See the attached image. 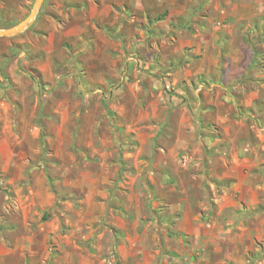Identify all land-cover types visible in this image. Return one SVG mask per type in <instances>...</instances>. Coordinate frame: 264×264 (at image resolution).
<instances>
[{
	"label": "rangeland",
	"instance_id": "obj_1",
	"mask_svg": "<svg viewBox=\"0 0 264 264\" xmlns=\"http://www.w3.org/2000/svg\"><path fill=\"white\" fill-rule=\"evenodd\" d=\"M0 264H264V0H42L0 36Z\"/></svg>",
	"mask_w": 264,
	"mask_h": 264
},
{
	"label": "water",
	"instance_id": "obj_2",
	"mask_svg": "<svg viewBox=\"0 0 264 264\" xmlns=\"http://www.w3.org/2000/svg\"><path fill=\"white\" fill-rule=\"evenodd\" d=\"M41 1L42 0H36L35 5L33 7V10L31 11L30 15L25 20H23L22 22H20L19 24H17L16 26H14L12 28L0 30V36H2V35H13L19 31L23 30L24 28H26L28 26V24L32 21V19L35 17Z\"/></svg>",
	"mask_w": 264,
	"mask_h": 264
}]
</instances>
